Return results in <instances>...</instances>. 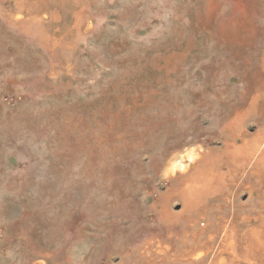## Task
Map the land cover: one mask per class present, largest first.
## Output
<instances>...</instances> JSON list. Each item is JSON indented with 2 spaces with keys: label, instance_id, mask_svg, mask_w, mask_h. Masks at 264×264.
<instances>
[{
  "label": "rangeland",
  "instance_id": "obj_1",
  "mask_svg": "<svg viewBox=\"0 0 264 264\" xmlns=\"http://www.w3.org/2000/svg\"><path fill=\"white\" fill-rule=\"evenodd\" d=\"M263 128L264 0H0V264H264Z\"/></svg>",
  "mask_w": 264,
  "mask_h": 264
},
{
  "label": "bare ground",
  "instance_id": "obj_2",
  "mask_svg": "<svg viewBox=\"0 0 264 264\" xmlns=\"http://www.w3.org/2000/svg\"><path fill=\"white\" fill-rule=\"evenodd\" d=\"M252 113V108H250L246 114H244V116H247L249 117V114ZM241 121H245L244 119H241ZM240 121V122H241ZM264 138V128H263V133H260V136L257 137V138H254V139H251V143L247 142L246 143V149H245V155L244 156H247V157H250L251 155H254V154H257V155H260V157L258 158L257 160V164H258V167L261 168L262 164L264 165V153H263V147H262V139ZM256 156V155H255ZM232 162L234 161L233 158H231ZM235 162V161H234ZM248 163V160L246 158L243 159V161H237L235 163V166L234 167H231L229 168L230 172H234V174H237L239 169H241L243 166H245L246 164ZM207 171V170H205ZM224 172V171H223ZM222 173V172H221ZM253 173H259L258 170H255L253 171ZM208 174V173H207ZM207 176V175H206ZM225 176V175H224ZM208 178V176H207ZM224 183V182H223ZM222 183V184H223ZM208 185V184H207ZM211 185V183H210ZM194 186V185H193ZM190 187L188 186L187 189H189ZM186 189V188H185ZM192 189V188H191ZM196 201H191L190 202V205L191 207L198 203V199H194ZM194 203V204H193ZM193 204V205H192ZM192 250L193 248H190L188 249L184 254H187V255H190L192 253ZM204 254L203 253H199L198 256H203Z\"/></svg>",
  "mask_w": 264,
  "mask_h": 264
}]
</instances>
